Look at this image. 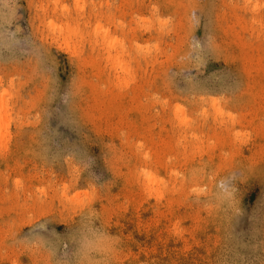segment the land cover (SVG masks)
I'll use <instances>...</instances> for the list:
<instances>
[{
	"label": "rangeland",
	"instance_id": "1",
	"mask_svg": "<svg viewBox=\"0 0 264 264\" xmlns=\"http://www.w3.org/2000/svg\"><path fill=\"white\" fill-rule=\"evenodd\" d=\"M256 4L0 0V264H264Z\"/></svg>",
	"mask_w": 264,
	"mask_h": 264
},
{
	"label": "snow or ice",
	"instance_id": "2",
	"mask_svg": "<svg viewBox=\"0 0 264 264\" xmlns=\"http://www.w3.org/2000/svg\"><path fill=\"white\" fill-rule=\"evenodd\" d=\"M249 6L251 7V5H249ZM262 8H264V5H262V4H256L255 5V9H262ZM163 23H165V22L164 21H161V24H163ZM96 29H97V33L99 34L101 32V26L99 24L96 25ZM105 36L107 37L106 30H105ZM117 43H118L117 40H112L111 44H109V47H111L113 44H117ZM208 44L211 47L212 41L209 40L208 41ZM8 95L9 94L7 92L0 93V114H2V112H3L4 102L8 98ZM16 184L17 185H20L21 184V181L20 180H16ZM65 188H67V186H65ZM88 190L91 192L92 191L91 187H89ZM260 212H261V216H260L261 223H262V225H264V206L261 207ZM235 215L236 216H240L241 215V212L239 211L238 206H237ZM60 264H66V262H60ZM77 264H90V262H77ZM237 264H241V262L237 261Z\"/></svg>",
	"mask_w": 264,
	"mask_h": 264
},
{
	"label": "bare ground",
	"instance_id": "3",
	"mask_svg": "<svg viewBox=\"0 0 264 264\" xmlns=\"http://www.w3.org/2000/svg\"><path fill=\"white\" fill-rule=\"evenodd\" d=\"M178 109L181 111V107H178ZM4 127L5 126H3L0 121V140L5 139ZM145 174L148 181L147 189L149 190V192H157L158 194H160L162 192L161 189L162 180L158 177V175H156L154 172L150 170L145 171Z\"/></svg>",
	"mask_w": 264,
	"mask_h": 264
}]
</instances>
